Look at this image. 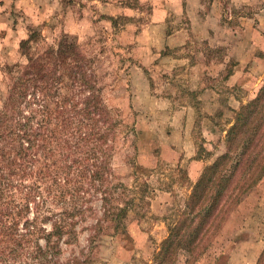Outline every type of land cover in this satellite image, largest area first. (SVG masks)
Listing matches in <instances>:
<instances>
[{"label": "rangeland", "instance_id": "374dc122", "mask_svg": "<svg viewBox=\"0 0 264 264\" xmlns=\"http://www.w3.org/2000/svg\"><path fill=\"white\" fill-rule=\"evenodd\" d=\"M161 7L168 30L187 31V45L158 51ZM61 40L93 61L95 85L119 121L107 141L114 174L108 179L126 187L105 207L99 194L83 193V211L74 217L77 237L62 244L61 257L153 264L202 169L224 152L235 112L264 83V0H0V109L31 56ZM183 57L215 62L199 70L215 93L198 98L190 67L173 60ZM199 159L207 162L198 169ZM261 181L196 250L179 251L175 264H264ZM117 207H126L119 221L111 219Z\"/></svg>", "mask_w": 264, "mask_h": 264}, {"label": "trees", "instance_id": "16d2710c", "mask_svg": "<svg viewBox=\"0 0 264 264\" xmlns=\"http://www.w3.org/2000/svg\"><path fill=\"white\" fill-rule=\"evenodd\" d=\"M91 60L76 44L61 40L31 56L25 66L31 71L17 76L4 95L0 264H83L74 256L61 257L62 244L77 237L74 217L83 211V193L99 194L105 207L115 191L126 188L109 180L114 174L107 162V141L114 140L119 121L95 85ZM224 143V152L202 169L193 184L153 264H175L180 252L196 250L200 240L217 231L226 214L262 179L264 83L235 112ZM116 210L111 219L119 221L126 207ZM96 220L95 227H100V219Z\"/></svg>", "mask_w": 264, "mask_h": 264}, {"label": "crops", "instance_id": "0c3cea01", "mask_svg": "<svg viewBox=\"0 0 264 264\" xmlns=\"http://www.w3.org/2000/svg\"><path fill=\"white\" fill-rule=\"evenodd\" d=\"M21 1V0H20ZM159 28L161 30H163V41H162V44L157 47L158 51L160 52L161 50H165V49H177L179 47H182L184 45H187L186 41H185V38H187L189 36V34L187 33V31L185 29H174V30H168V27H167V12L164 10L163 7H161V12L159 14ZM151 45H146L145 48H148L147 50H151L152 51V47H150ZM170 57V56H169ZM165 59H168V58H165ZM174 62L177 61L179 64H187L190 70V75H193L194 74V78H196L197 80V84L200 86L198 87L199 90H198V98L201 99V100H204L206 98V96L210 95L209 93L212 92V93H215V91L213 90V86H207L205 84V79H206V75L207 74L206 72L200 74L199 72L202 69V67L204 68V70L207 69V67L211 68V66H213V64L215 62L211 61V60H208L207 58L203 57L201 59H198V57H196L194 60L192 59H189V58H174L173 59ZM177 63V64H178ZM240 64V63H239ZM239 64L236 68H239ZM200 70V71H199ZM209 74V73H208ZM211 74V73H210ZM212 75V74H211ZM204 76V78H203ZM231 79L233 77H236V75H232L230 76ZM204 80H203V79ZM202 162V165L203 163H206L207 161L204 162L203 159H199V161L196 160V163H195V167L199 169L200 166V163ZM198 169L197 170H192V174L190 177L194 178L195 176L198 175ZM261 182H264V177L262 178V181Z\"/></svg>", "mask_w": 264, "mask_h": 264}]
</instances>
